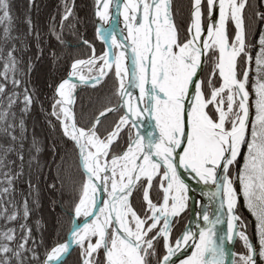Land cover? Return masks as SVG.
<instances>
[{
  "label": "snow or ice",
  "instance_id": "obj_1",
  "mask_svg": "<svg viewBox=\"0 0 264 264\" xmlns=\"http://www.w3.org/2000/svg\"><path fill=\"white\" fill-rule=\"evenodd\" d=\"M115 6L123 17L122 38L111 27L110 0H94V16L109 25L95 28L104 48L97 54L82 38L87 56L72 59L67 78L54 87L49 115L55 124H49L63 138L56 180L63 186L67 176L72 189L57 225L62 216L70 218L69 238L46 245L20 223L19 236L14 228L0 232V264H65L74 247L79 264H264V0H190L183 25L172 0H117ZM74 7V0H65L61 32L52 25L60 44ZM12 21L10 0H0V96L7 102L0 132L15 142L27 129L23 118L9 121L10 109L20 104L28 112L33 95L18 67L20 37L12 35ZM27 24L31 34L30 17ZM106 78L112 86L100 107L86 120L78 117L77 85L95 87ZM19 148L23 161L22 143ZM33 148L40 151L35 140ZM14 150L0 145V167ZM73 168L79 180L67 175ZM22 174L6 171L8 187L0 192L7 196ZM185 174L210 187L206 195L216 207L211 215L204 209L202 225H185L174 236V224L189 207ZM241 198L256 221L255 241L237 212ZM30 211L25 198L21 209L0 215L27 221ZM236 240L240 252L229 247Z\"/></svg>",
  "mask_w": 264,
  "mask_h": 264
},
{
  "label": "trees",
  "instance_id": "obj_2",
  "mask_svg": "<svg viewBox=\"0 0 264 264\" xmlns=\"http://www.w3.org/2000/svg\"><path fill=\"white\" fill-rule=\"evenodd\" d=\"M12 5L13 21L11 32L13 36L20 37L16 41L20 51L17 57L21 63L19 69L23 71L22 79L27 82V87L33 95V104L30 110L22 113L18 104L12 107L9 112V121L13 119L18 123L23 118L27 132L26 138L11 141L3 132H0V145L12 144L15 150L9 152L6 160V167H0V189L8 187L5 181L4 173H16L23 170V174L13 180V187L9 194L4 196L0 192V213L5 208L10 212L13 207L21 209L23 200L27 198L30 216L27 221L20 217L15 221L6 219V213L0 215V232L9 228L16 230L17 236L21 234L20 223H27L33 230V235L40 238L43 236L46 245H51L57 240L66 239L71 220L68 216H62V223L57 225V217L61 215V207L67 208L71 200L72 189L71 181L67 179L64 185L56 180L57 165L63 145L59 128H53L49 121L55 124V119L49 115L53 100L54 87L62 78H65L70 71V63L74 58H84L88 54L87 46L81 43V39H87L95 45L96 53L99 54L104 46L95 36L96 22L94 18V0H74L73 17L64 22V28L61 33L63 44H60L52 34V25L55 24L56 32H61L60 17L63 12L65 0H10ZM253 4L259 3V0H251ZM173 11L178 24H186L188 17V7L190 0H172ZM31 18V34L27 18ZM55 17V20H53ZM74 24L75 29L68 27ZM3 25H0V36L3 35ZM40 33L39 41L35 39V33ZM256 36L252 39L255 41ZM23 41V44L21 43ZM39 44V51L37 49ZM5 47L0 41V49ZM53 53L56 55L54 56ZM29 60L31 61V71L29 72ZM3 61L0 60V72H3ZM255 65L253 62L252 68ZM254 75L253 71L250 77ZM3 77L0 76V80ZM107 80V78H106ZM112 82L107 80L102 85L95 87L78 86L76 90V112L79 117L84 115L85 120L92 116L97 108L100 107L104 98L111 90ZM7 107L6 99L0 96V112ZM15 113V116H12ZM112 117L109 118L111 120ZM107 123V122H105ZM0 123V127H2ZM19 129H17V132ZM40 151L36 152L33 148V141ZM23 144L24 160L17 158L16 152L21 150L20 144ZM55 146V152L53 151ZM34 157V159H33ZM10 162V163H9ZM73 179L79 180L78 170L73 168L70 173ZM29 182L34 185L29 188ZM56 184V187L50 188V184ZM31 193V194H30ZM11 201V203L9 202ZM35 201V203L33 202ZM237 212L244 221L247 233L250 238L256 240V221L244 206L243 199L237 206ZM190 219V208L181 214L178 223L173 226L172 234L178 235L184 230ZM39 221V226L37 225ZM39 227V231L37 228ZM242 250V244L239 240L235 243V252ZM43 251V249H41ZM65 264H79V249L74 248L65 260Z\"/></svg>",
  "mask_w": 264,
  "mask_h": 264
},
{
  "label": "water",
  "instance_id": "obj_3",
  "mask_svg": "<svg viewBox=\"0 0 264 264\" xmlns=\"http://www.w3.org/2000/svg\"><path fill=\"white\" fill-rule=\"evenodd\" d=\"M121 15H119V13L116 11V7L113 11V14H112V17H111V27L112 28H115V25H116V22L117 20L120 18ZM114 17V19H113ZM96 19V24L97 26H100V24L98 23L97 21V18L95 17ZM106 28H109V25L106 27ZM100 42L103 44V41L100 40ZM104 46V44H103ZM68 76V75H67ZM67 76L65 78H67ZM78 86H84V85H80L78 84ZM130 91L133 92V94H138V90L137 89H130ZM142 132L146 133L148 131H151V128L148 126L147 124V121H145V125L144 127L141 129ZM185 180L186 182L189 184V187H190V191H189V204H190V219L192 220V222H194V225H195V228L197 226V224H203V220H202V216L198 217L195 219L194 217V214L197 213V200L196 198L197 197H201L202 195L206 194V193H210L211 189L209 186L207 185H204L202 183H197L196 180H193L191 179L188 175L185 174ZM209 199H211V202L213 203V211L216 207V203L212 200L211 196L210 195H206ZM207 198V199H208ZM213 213V212H212ZM194 217V218H193ZM190 219H189V222H190ZM189 224V223H188ZM224 228H226V225H223ZM69 238V233L66 237V239ZM236 243V242H235ZM235 243L234 245H232L231 250L234 251V247H235ZM75 248V247H74ZM73 248V249H74ZM181 252L185 253V254H188L190 252V250H186V249H182ZM177 256L182 259L183 256L180 255V253H177ZM68 257V256H67ZM66 257V258H67ZM173 259H176V257H173ZM178 262V261H177Z\"/></svg>",
  "mask_w": 264,
  "mask_h": 264
},
{
  "label": "bare ground",
  "instance_id": "obj_4",
  "mask_svg": "<svg viewBox=\"0 0 264 264\" xmlns=\"http://www.w3.org/2000/svg\"><path fill=\"white\" fill-rule=\"evenodd\" d=\"M116 2L117 0H110V12L111 14H113V11L115 9V5H116ZM112 17V15H111ZM111 17H110V20H111ZM96 20V19H95ZM97 21H98V18H97ZM98 23L100 24L101 27L103 28H106L108 26V24H102L101 22L98 21ZM124 28V23H123V17L120 16V18L117 20L116 22V25H115V30L117 32V38L118 39H121L122 38V35H121V30ZM124 35H126V32L123 33ZM75 79V78H74ZM78 86V85H77ZM188 175L190 178L191 176L189 174H186ZM192 179V178H191ZM194 180V179H193ZM208 197L206 196V194L202 195L201 197H197L196 200H197V213L194 214V217L195 219L202 216V213L204 211V209H207L208 212H209V215L212 214L213 212V203L211 202V199H207ZM189 202V201H188ZM199 214V215H198ZM193 217V218H194ZM188 227L190 228H195V225H194V222H192V220L190 219V222H188ZM237 241V240H236ZM229 247H232V245H230ZM190 254V252L188 253ZM183 259V258H182ZM178 264V262H177Z\"/></svg>",
  "mask_w": 264,
  "mask_h": 264
},
{
  "label": "rangeland",
  "instance_id": "obj_5",
  "mask_svg": "<svg viewBox=\"0 0 264 264\" xmlns=\"http://www.w3.org/2000/svg\"><path fill=\"white\" fill-rule=\"evenodd\" d=\"M94 18H95V16H94ZM95 22H96V20H95ZM96 27H97V24H96ZM99 40V39H98ZM100 41V40H99ZM85 72H86V69H85ZM251 74H252V71H250V73H249V75L251 76ZM188 205H189V203H188ZM234 251H235V247H234Z\"/></svg>",
  "mask_w": 264,
  "mask_h": 264
}]
</instances>
